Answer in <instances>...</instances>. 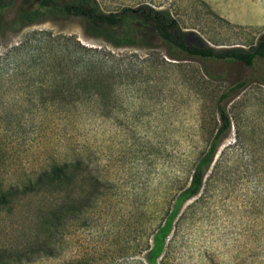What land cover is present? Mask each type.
I'll return each instance as SVG.
<instances>
[{"label": "rangeland", "instance_id": "obj_1", "mask_svg": "<svg viewBox=\"0 0 264 264\" xmlns=\"http://www.w3.org/2000/svg\"><path fill=\"white\" fill-rule=\"evenodd\" d=\"M11 1L0 19V192L60 165L67 178L0 206V264H264V86L253 82L264 59L246 68L175 57L161 42L113 48L75 18L14 31L5 25L34 0ZM97 1L166 10L193 44L264 34V0ZM240 81L199 192L162 236L219 125V96Z\"/></svg>", "mask_w": 264, "mask_h": 264}, {"label": "trees", "instance_id": "obj_2", "mask_svg": "<svg viewBox=\"0 0 264 264\" xmlns=\"http://www.w3.org/2000/svg\"><path fill=\"white\" fill-rule=\"evenodd\" d=\"M12 5L11 0H0V19ZM48 16L59 19H80L84 22V30L90 38L99 39L113 48L140 46L151 48L155 42H161L175 57L236 63L246 68H252L257 60L264 59V34L258 36L254 42L240 44V46L213 47L205 44H193L184 38V35H187L186 32L179 28L177 22L166 10L148 5L104 11L97 0H34L33 5L17 11L5 26L15 31L38 25ZM42 33L45 37L50 36L49 33L43 31ZM60 36L71 45L79 46L74 38ZM253 82L264 86V69ZM246 84L247 81L237 82L219 96L216 106L219 125L210 139L207 149L195 162L187 189L178 195L166 223L158 230L162 236L167 234L170 222L177 214L181 203L199 192L205 171L212 161L218 142L223 134L230 129V118L224 103L243 90ZM66 178V165L54 167L48 174L37 177L33 183L23 185L20 190L8 189L5 192H0V206H6L17 193L29 194L33 192L41 182L61 185L66 182ZM46 224L48 226V223Z\"/></svg>", "mask_w": 264, "mask_h": 264}]
</instances>
